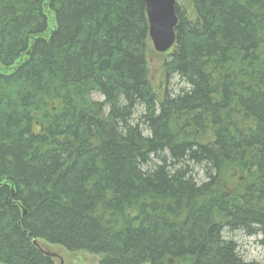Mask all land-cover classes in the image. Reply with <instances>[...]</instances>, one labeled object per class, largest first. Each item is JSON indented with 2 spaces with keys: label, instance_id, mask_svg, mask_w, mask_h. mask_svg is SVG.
<instances>
[{
  "label": "trees",
  "instance_id": "1",
  "mask_svg": "<svg viewBox=\"0 0 264 264\" xmlns=\"http://www.w3.org/2000/svg\"><path fill=\"white\" fill-rule=\"evenodd\" d=\"M175 14L159 95L143 0H0V264H264V0Z\"/></svg>",
  "mask_w": 264,
  "mask_h": 264
},
{
  "label": "rangeland",
  "instance_id": "2",
  "mask_svg": "<svg viewBox=\"0 0 264 264\" xmlns=\"http://www.w3.org/2000/svg\"><path fill=\"white\" fill-rule=\"evenodd\" d=\"M178 5L188 6L189 0H176ZM172 51V48L165 53L156 52L151 44L148 43V50L146 52V61L149 67L150 80L159 95H161L163 87L170 90L172 93H177L179 88L186 85L180 81L177 75H172L167 81H164L163 73V60L167 59L168 53ZM0 71H8L3 67H0ZM94 99H101L97 94H93ZM203 140L208 142L211 140L210 134L203 136ZM153 162H157V159L152 158ZM197 170V169H195ZM234 174V175H232ZM197 180L203 179V173L201 170L197 171L195 175ZM220 182L227 189L228 192L238 194L242 191V184L238 180L237 173H233L232 170L222 174ZM227 238L234 240L237 244V250L239 255L245 261H264V244L260 242L262 237L260 235H247L243 232L236 231L232 233H224ZM39 245L45 251L51 253L54 259V264H97L99 257L86 252H69L63 247L55 244H49L44 241H39Z\"/></svg>",
  "mask_w": 264,
  "mask_h": 264
},
{
  "label": "water",
  "instance_id": "3",
  "mask_svg": "<svg viewBox=\"0 0 264 264\" xmlns=\"http://www.w3.org/2000/svg\"><path fill=\"white\" fill-rule=\"evenodd\" d=\"M143 3L148 21L150 42L156 52L164 53L175 42L174 28L177 23L175 14L176 0H143ZM33 243L47 255L53 256L42 249L36 240Z\"/></svg>",
  "mask_w": 264,
  "mask_h": 264
}]
</instances>
